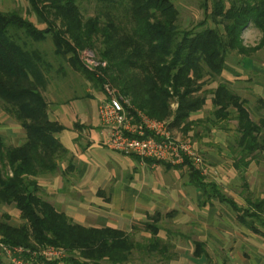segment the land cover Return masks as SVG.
<instances>
[{
	"label": "trees",
	"instance_id": "1",
	"mask_svg": "<svg viewBox=\"0 0 264 264\" xmlns=\"http://www.w3.org/2000/svg\"><path fill=\"white\" fill-rule=\"evenodd\" d=\"M23 1L34 21L16 11H0V101L23 131L16 145H6L0 135V206L11 205L20 219L14 225L8 213L1 214L0 240L29 250L54 246L65 251V257L47 264H125L134 251L144 250L164 256L169 241L157 235L159 212L142 223V230L149 233L142 244L135 240L136 226L129 232L83 226L56 210L45 196L39 180L63 174L66 168L59 171V165L69 162L70 156L58 138L65 127L49 116L42 93L51 65L29 42L50 38L52 53L92 87L103 92V83H111L137 109L184 135L197 123L191 116L209 97L213 124L236 122L229 148L237 155L233 167L238 170L264 153V116L253 120L231 82L217 79L223 71L233 72L227 63L230 52L250 56L264 49V0H202L205 15L215 26H204L203 20L190 29L178 27V10L170 0H95V13L86 18L78 0ZM249 24L260 32L253 46H245L241 39ZM83 50L95 53L105 67L89 70L78 57ZM214 82V87L204 89ZM257 101L263 103L261 98ZM176 167L186 168L201 206L211 200L227 204L239 224L264 241V199H246L245 207L238 205L189 160ZM193 244L195 256L205 253L202 242Z\"/></svg>",
	"mask_w": 264,
	"mask_h": 264
},
{
	"label": "rangeland",
	"instance_id": "2",
	"mask_svg": "<svg viewBox=\"0 0 264 264\" xmlns=\"http://www.w3.org/2000/svg\"><path fill=\"white\" fill-rule=\"evenodd\" d=\"M170 1L178 10L177 25L180 29L193 28L203 20L205 21L204 26H215L206 17L202 0ZM78 4L84 18L94 15L95 0H78ZM25 7L23 0H0V11H16L34 21V16L28 15ZM9 31L13 32L11 29ZM17 33L20 34V32ZM259 37L260 32L251 24L241 34L245 46L255 45ZM29 46L42 52L44 59L51 65L48 71L49 84L42 91L46 101L57 102L61 106L63 102H71L74 98L86 100L88 93H93V90L97 92V99L102 97V92L92 87V84L80 72L73 70L64 59L52 53L50 38L42 42H29ZM83 51H79V59ZM93 54L98 58L95 53ZM227 63L236 67L242 72V77L247 78L234 79L230 88L246 100L251 118L256 121L260 116H264V49H260L250 56H240L230 52ZM231 70L234 72L233 68ZM233 72L223 71L221 75L239 76V74L234 75ZM220 80L225 79L221 76L217 81ZM215 84L216 82L205 85L204 89L212 88ZM86 88H90L91 91L87 93ZM258 98H261L263 103L259 104ZM171 107L174 109L175 104L172 103ZM211 110L210 100L207 97L203 108L191 116V119L196 120L197 123L192 125V129L186 135L177 128H170V130L174 134L190 137L206 166V172L201 174L206 180L214 181L227 198L232 199L236 204H245L246 199H264V153L258 156L257 161L249 162L247 167L235 169L233 161L237 155L230 150L229 146L233 145L236 122L233 119H228L219 124H213ZM220 125H222L221 128ZM0 135L4 137L5 144L8 146L19 144L23 139L22 129L12 115L5 111L1 101ZM213 205L216 209L214 214L216 217H213L209 223L206 220L205 209L201 210L202 212L199 210L201 216L197 217L174 216L168 218L163 216L159 221L160 235L169 236L167 238V242L169 241L167 254L161 256L160 253L155 252L145 253V250L143 252L134 251L130 264H195L190 260L194 240H203L206 250L210 254L209 260L201 264L264 263V242L262 239L240 226L228 205L218 201H213ZM4 212L9 214L11 224L20 223L18 212L11 205L0 206V217ZM193 221H198L200 225L193 224ZM148 237L149 235L145 237V233L139 234L138 231L135 233V240L142 244ZM1 264H5L4 260H1Z\"/></svg>",
	"mask_w": 264,
	"mask_h": 264
},
{
	"label": "crops",
	"instance_id": "3",
	"mask_svg": "<svg viewBox=\"0 0 264 264\" xmlns=\"http://www.w3.org/2000/svg\"><path fill=\"white\" fill-rule=\"evenodd\" d=\"M231 66L239 76L221 75L226 81L233 83L234 79H247ZM90 91V88H86L87 93ZM96 93L93 90L86 100L74 98L61 106L57 102H48L49 116L65 127L58 138L70 156L69 162L64 161L59 165V171L66 168L63 174L39 180L55 209L83 226L111 227L125 232H129L131 226H136L139 234L145 233V237L149 233L142 230L141 225L156 212L162 217L170 214L168 218H183L201 216L199 210L202 212L205 209L208 223L216 217L213 201L217 200H211L210 205H200L199 191L190 182L186 168L150 158L123 155L104 145L96 113ZM238 205L245 207L246 202ZM234 216L239 224L235 213ZM194 223L200 225L198 221ZM160 230L158 237L167 240L169 236H161ZM194 242H202L205 253L195 256L193 248L190 260L195 264L209 260L205 242ZM125 264H130V261Z\"/></svg>",
	"mask_w": 264,
	"mask_h": 264
},
{
	"label": "built area",
	"instance_id": "4",
	"mask_svg": "<svg viewBox=\"0 0 264 264\" xmlns=\"http://www.w3.org/2000/svg\"><path fill=\"white\" fill-rule=\"evenodd\" d=\"M89 70L105 67L90 50H84L80 58ZM96 75H102L96 70ZM102 97L98 98L96 113L106 147L123 155H135L177 165L189 160L206 172L202 157L190 137L174 134L166 121L150 118L137 109L130 99L122 95L109 82L102 85ZM62 248L44 246L29 250L0 240V257L5 264H47L46 261L65 257Z\"/></svg>",
	"mask_w": 264,
	"mask_h": 264
}]
</instances>
